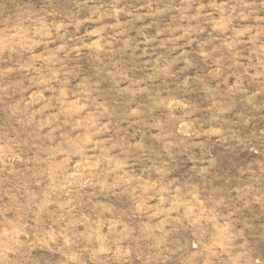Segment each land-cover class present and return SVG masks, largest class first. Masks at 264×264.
I'll use <instances>...</instances> for the list:
<instances>
[{
  "label": "rangeland",
  "instance_id": "obj_1",
  "mask_svg": "<svg viewBox=\"0 0 264 264\" xmlns=\"http://www.w3.org/2000/svg\"><path fill=\"white\" fill-rule=\"evenodd\" d=\"M0 264H264V0H0Z\"/></svg>",
  "mask_w": 264,
  "mask_h": 264
}]
</instances>
